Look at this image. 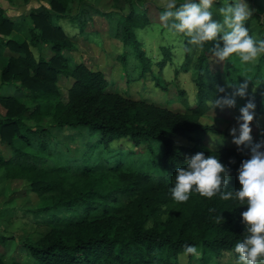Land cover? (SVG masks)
<instances>
[{
    "label": "trees",
    "instance_id": "16d2710c",
    "mask_svg": "<svg viewBox=\"0 0 264 264\" xmlns=\"http://www.w3.org/2000/svg\"><path fill=\"white\" fill-rule=\"evenodd\" d=\"M37 1L39 4L26 13L32 24L28 42L35 47L47 45L50 54L46 57L40 53L35 58L25 41L2 40V47H8L11 53L0 64V88L4 87L0 105L5 108L0 116V169L5 178L24 187L10 190L6 201L14 196L35 198V204L25 209L35 217L46 215L43 223L47 230L34 241H22L19 251L14 250L15 245L8 254L0 252V264H176L177 256L185 254L186 244L201 251L199 264H206L209 256H219L223 251L235 253L234 246L245 231L240 213L247 205L234 199L222 201L219 195L208 199L195 191L187 202L177 203L170 192L176 169L185 167V158L197 152L216 155L230 169L226 190L234 192L240 187L237 170L249 158V149L226 144L212 148L203 139L205 135L221 134L212 121L220 116L232 117L237 123L239 109L247 102V98L237 96L235 107L212 110L209 106L210 100L231 95L239 84L231 75L228 61L223 64L224 84L219 72L207 65V58L213 56L209 51L213 42L198 47L193 77L196 102L192 105L179 97L156 100L150 98L151 93L146 96V91L134 98L112 87L110 73L76 60L73 54L79 52V41L87 48L97 44L89 42L86 35L91 32L98 37L100 31L86 27L91 25L93 15L102 17L107 36L121 43L118 62L124 82L143 80L148 74L152 92L164 95L165 87L159 81L164 59H150L134 35V30L150 23L146 9L128 0H110L111 9L107 11H99L84 0ZM251 2L264 8V0ZM221 5L222 0H218L214 8ZM157 10L161 14L163 8ZM59 17L77 29L76 35L62 31L55 21ZM250 18L246 21L249 34L264 40V30L253 36ZM12 27L13 21L0 10V33L7 34ZM181 36L187 51L189 38ZM129 64L131 69H127ZM254 68L244 77L260 84L264 91V55ZM218 87L224 91L218 92ZM249 96L254 99L255 119L264 114L261 93ZM27 111L26 118L35 125L23 121ZM47 116L56 130L84 129L87 135L95 136L94 141L84 143L78 158L61 157L49 145L50 132L37 123ZM207 117L212 122L203 121ZM260 131L258 142H264V123ZM174 136L191 143H177ZM15 138L25 145L24 149L15 144ZM120 140L128 142L131 149L122 151L123 147L111 146ZM148 141L158 142L160 150L157 156L142 158L134 148L142 143L150 148ZM98 147L107 156L102 150L94 151ZM210 208L216 211L210 213ZM58 211L66 216L56 215ZM219 214L223 221L217 222ZM4 240L8 238L0 236V243ZM191 256L186 255L185 264Z\"/></svg>",
    "mask_w": 264,
    "mask_h": 264
},
{
    "label": "rangeland",
    "instance_id": "374dc122",
    "mask_svg": "<svg viewBox=\"0 0 264 264\" xmlns=\"http://www.w3.org/2000/svg\"><path fill=\"white\" fill-rule=\"evenodd\" d=\"M34 1L36 2L37 0H4L0 2L1 9H4L2 10V15L6 16V13L4 12L7 10L10 12L7 17L13 21V27L11 28L10 32L7 34L0 33V47L2 48L3 52V56H0V64L7 57V54L11 53L7 49L8 47H2V40L4 39H17L25 41L27 48L35 58L40 53L46 57L50 54L48 52L47 45L41 44L40 46L35 47L28 42V29L31 28L32 24L28 20L26 13L32 9L31 4ZM84 1L91 4L99 11H107L108 9H111L110 0ZM128 2L144 7L146 9L147 16L150 19V23L147 26L143 27L142 29L134 30V35L140 43V48L148 57H150V59H164V65L159 71L160 84L164 86L166 90L164 95H159V93L152 92L151 89H153V82L148 74L145 75L143 80L130 82V84L124 82L125 79L121 77V73H123L121 71L122 65L118 62L119 55L122 52L121 43L115 38L107 36L105 31L107 29V24L105 19L102 17L93 15V20L90 22L91 25L87 24L86 27L87 30L94 29L100 31V34H97L98 37H96V33L91 32L86 35L89 42L94 41L97 42V44L92 43L87 48L84 46V42L79 41L77 46L79 52L77 51L73 54L74 58L76 60H82L86 62L92 68L98 67L99 69L103 70V72L110 73L112 79L111 81L113 82L112 87L131 97L135 98L137 95H140L142 92L146 91V96L151 93L150 98H155L156 100L160 99L164 101L165 99L170 100L177 99V97H179V99L190 105L194 104L196 102L195 86L193 84V77L195 75L194 64L196 63V57L199 54V48L189 44L188 50H184V39L181 34H173L172 32L168 31V29L164 28L159 20L160 14L157 10L158 7L162 8L164 0H128ZM177 2L182 3L183 0H177ZM246 2L250 8L254 9L253 15L249 21V26L252 30L253 36L255 37L261 34V31L264 30V8L262 4L260 7H258L255 4L256 2H254L253 5L251 0H246ZM21 5L23 6L19 8ZM213 10L215 12V8ZM124 11H126V8L122 10V12ZM217 16L219 15L217 14ZM217 16L215 18H217ZM220 19H222V17H220ZM55 21L58 23L64 33L67 35H76L77 29L71 26L67 19L59 17L55 19ZM164 52H166V55H164ZM207 60L208 67L219 72L220 76L223 78L224 84H226V81L224 78L223 64L225 61H228L231 67V75L236 79L235 81H237V83H242L244 78L248 79L249 95L255 96L260 92L261 103H263L264 107V91H261L260 84L252 82L248 77H244L254 72V67L258 64L260 57L257 61L247 65H242L238 57L235 56L230 57L228 60L223 62L218 61L213 56H209ZM131 66L132 65L129 64L127 69H131ZM133 73L135 74L136 72ZM141 85L144 86V89L141 88ZM2 90H4V87L0 88V92ZM180 91L182 94H180ZM155 95H159V97H156ZM175 106L178 107L179 103H176ZM17 107L18 105L14 106L16 109ZM3 114H5V108L0 105V116ZM27 115L28 111L25 112L23 121L29 126L35 125L32 120L26 118ZM207 116L209 117V115ZM208 117L204 118L203 121H213L220 129L221 134L205 135L203 137L205 145L212 148L219 147L224 144L229 146H237L232 142L233 137L229 135V130L231 128L238 127L237 123L232 121L234 119L228 116H220L217 120L211 121L208 119ZM37 123L38 125L45 127L50 132V147L57 149L60 153V156L65 159L78 158L84 149V143L86 141H94L95 139V136L87 135L88 132L84 129L78 130L62 128L60 130H56L48 116L43 117ZM263 123L264 114H260L250 124V127L252 128L251 135L252 138L256 136V139H253L256 140V142L259 141V135L261 136L260 128L261 126L263 128ZM174 140L181 144H189L190 142L187 139L179 136H174ZM14 141L17 146L23 149L25 148V145L17 140V138H15ZM148 145L150 148H146V144L142 143L138 147L134 148V151L142 158H148L150 155L157 156L160 150V144L155 141H148ZM111 146L123 147L122 151H124V148L126 147L131 149L129 143L122 140L113 142ZM31 150H33V148H31ZM99 150L102 149L98 147L94 151ZM103 155L107 156L104 151ZM22 187L23 186L16 180L5 178L4 171L0 169V236L8 238V240H4L3 242L1 241L0 252L5 254L9 252L15 245L16 247L14 250L19 251L18 246L22 241H34L47 230V227L43 223V219H45L46 215L35 217L32 213L26 211L25 209L26 207L30 208L35 204V198L29 195L24 198H21L20 196H14L11 200L6 201L10 190H19L22 189ZM56 215L61 217L66 216V214L62 211L56 212ZM9 241L10 245L8 248L7 242ZM2 243H5L4 247L7 249L3 247ZM176 259V264H185L188 261L185 254H179ZM198 260H201V258L196 259L194 256H191L189 264L201 263L200 261L198 263ZM206 264H238V258L234 252L228 250L221 252L219 256H209Z\"/></svg>",
    "mask_w": 264,
    "mask_h": 264
},
{
    "label": "clouds",
    "instance_id": "9594fccd",
    "mask_svg": "<svg viewBox=\"0 0 264 264\" xmlns=\"http://www.w3.org/2000/svg\"><path fill=\"white\" fill-rule=\"evenodd\" d=\"M218 0H164L159 20L173 34L188 37V43L203 48L205 43L213 42L209 48L211 54L220 62L230 57H238L242 65L255 62L264 55V40H256L250 34L246 21L253 15L246 0H222L215 9ZM217 14L222 19H216ZM249 80L235 85L231 95H225L209 101L211 109L217 107H235V98H247L239 109L238 127L229 130L232 142L249 149V158L241 162L237 170L239 189L228 191L230 169L220 162L216 155L205 156L197 152L185 158V167L176 169L175 183L170 188L171 197L177 203L189 200L192 191L208 199L219 195L222 201L237 200L247 205L240 213L245 231L243 239L234 246L238 254V264H264V142L253 143L251 122L255 116L254 99L249 96ZM223 92V88H217ZM238 133V135H237ZM210 208L209 212H215ZM217 222L223 221L219 214ZM185 255L201 258V251L195 245L183 246Z\"/></svg>",
    "mask_w": 264,
    "mask_h": 264
},
{
    "label": "crops",
    "instance_id": "0c3cea01",
    "mask_svg": "<svg viewBox=\"0 0 264 264\" xmlns=\"http://www.w3.org/2000/svg\"><path fill=\"white\" fill-rule=\"evenodd\" d=\"M2 1H4V0H0V2H2ZM6 1H10V0H6ZM39 3H38V1H34L32 4H31V6H32V8L33 7H35V6H37ZM23 5H21L19 8H21ZM0 10H4V9H1V6H0ZM17 11V10H16ZM4 13H6V16L10 13V12H8L7 10H5V12ZM21 13H23V12H21Z\"/></svg>",
    "mask_w": 264,
    "mask_h": 264
}]
</instances>
